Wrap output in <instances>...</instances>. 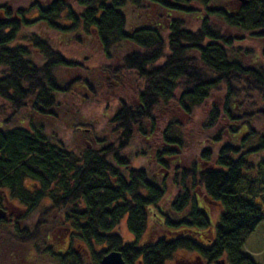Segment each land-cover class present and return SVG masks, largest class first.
I'll list each match as a JSON object with an SVG mask.
<instances>
[{"label":"trees","instance_id":"1","mask_svg":"<svg viewBox=\"0 0 264 264\" xmlns=\"http://www.w3.org/2000/svg\"><path fill=\"white\" fill-rule=\"evenodd\" d=\"M128 7L141 14L142 26L129 29ZM36 10L38 18L29 21L27 15ZM33 25L76 36L79 43L95 38L109 60L118 48L133 47L106 70L116 80L127 73L138 90L135 105L120 100L112 119L119 133L110 144L102 139L103 147L76 152L48 130L45 123L59 118V98L70 85L61 81L59 71L79 64L46 37L22 35ZM246 35L264 43V0H31L21 9L0 5V117L11 111L0 122V210L7 213L0 219V238L40 249L43 234L69 233L67 251L44 249L53 260L46 264H102L113 251L122 253L125 264H172L182 251L209 264H258L242 249L264 220V130L253 125L256 116H261L257 122L264 120V109L252 108L243 116L235 111L240 90L251 101L264 98V45L254 55L245 48ZM223 88L225 117L236 124L230 129L232 138L242 147L221 143L217 127L222 116L215 97ZM210 102L205 128L218 129L214 144L221 143L219 151L203 149L189 168L179 169L175 164H183L186 134L175 121L165 124L159 114L175 104L192 115ZM28 106L44 121L27 117L16 124L14 118ZM138 140L147 146L140 149ZM136 159L152 161L165 176L174 169L170 184L175 195L167 179L160 181L135 166ZM200 199L220 206L215 226ZM7 206L15 212H7ZM166 206L170 214H161ZM125 218L135 243L116 233ZM151 220L161 233L155 240L146 238L150 245L140 246Z\"/></svg>","mask_w":264,"mask_h":264},{"label":"rangeland","instance_id":"2","mask_svg":"<svg viewBox=\"0 0 264 264\" xmlns=\"http://www.w3.org/2000/svg\"><path fill=\"white\" fill-rule=\"evenodd\" d=\"M30 2L31 0H22L21 2L0 0V5L11 4L15 9H21L24 6H29ZM37 13L38 10L28 14L27 19L29 21L37 19ZM126 14L128 17L129 29L142 26L140 21L141 14L137 9L135 10L133 7H128L126 9ZM189 22L192 24L194 23L193 21ZM218 25L223 27L221 23H218ZM195 27L196 26H194V28ZM33 33H37L43 36V38L46 37L66 58L79 64L72 68H61V71H59L61 81L64 84L67 83L70 85L67 86V95L64 94L59 98V107L57 109V112L60 114L59 118L55 121L54 117L53 121L45 123L51 134L55 136L54 139L62 141V143L65 142L66 147L76 150V152L82 151L88 147L99 149L103 147L99 143L102 139L105 140L106 144L113 142V135L119 132L115 129L114 125H112V119L120 108V100L126 102V104L135 105L138 99V90L137 84H134L130 75L127 73L123 74L122 79L116 80L106 70L109 64H111V66L116 65L119 59H122L126 53L132 51L133 47L127 46L118 48L114 53L113 60H109L103 55L101 46L95 38H87L79 43L76 36L68 37L69 35L58 34L45 26L35 27V25H33L31 29H25L22 35L26 36ZM243 38L245 39V48H252L254 50V55L261 54V48L264 45L261 40L249 38L247 35ZM20 41L22 40L20 39ZM36 55L38 54L36 53ZM225 91L226 88H223L215 97L222 116V121L217 127L222 130L221 143L242 147V145L235 144L234 142L236 141L232 138L230 129L232 125L236 124H233V121H229L225 117ZM250 98L251 97L246 98L240 90V98L236 99V102L239 103V108L235 111L236 114L243 116V114L250 112L252 108H256L255 112L264 109V98L256 97L255 101H251ZM1 104L2 102L0 100V105ZM210 104L211 102L198 108L192 115H185L175 104L165 108L162 113L159 114L160 117L163 118L162 121H164L165 124L175 121L186 134V147L182 156L183 164H175L179 169H181V167L189 168L191 163L197 161L203 149H212L214 153H218L219 151L221 143L214 144V142H216L214 140L216 139L218 129L216 128L215 130L208 131L205 128L206 121L209 117ZM10 112V109H6L4 112L2 111V118L0 117V122H2V124ZM35 114L37 113L33 112L31 106H28L27 109L16 115L14 119L16 122L22 118L28 117L29 120V117H33L36 123L44 121L43 118ZM224 119L226 121H223ZM258 119H261V116H256L253 125L257 129L264 130V120L257 122ZM17 123L18 122H16V124ZM77 127L83 128L84 131L83 129L76 130ZM136 145L141 147L140 149L147 146L143 145V142L140 140L136 142ZM243 151H245V149ZM260 157L264 158V153H262ZM133 164L137 167L146 168L150 175H153L160 181L163 180V178H165V180L167 179L169 181V190L172 191L170 194L175 195L176 190L170 184L173 173L175 172L174 169H168L165 176L163 172L166 171L157 167L152 161L136 159ZM173 195L172 197H174ZM205 202L204 199H200V204L207 206L215 226V223L219 220L221 208L217 204ZM6 210L7 212L10 211L12 214L15 212L8 206ZM164 213L170 214L168 206L162 209L161 214ZM161 214L157 212V215L160 217ZM38 217V215L37 217L34 216L32 221L34 222ZM157 220L158 219H156V221ZM156 221L151 220L148 225L146 238L150 241L155 240L157 234L161 233V231L155 230ZM48 229L51 228L48 227ZM210 231H214V228L210 229ZM116 232L126 243H133L135 240L128 229L127 218L117 227ZM44 235L45 234L39 238L40 242L38 244L41 246L40 249H32L33 247H31V245L27 247L15 245L10 241L3 240L2 236V238H0L2 241L0 242V248L2 249L0 264H26L25 261H29L28 264H46L49 262V257H47V249L44 250L45 248L48 247L51 251L57 252L60 251V248H65L71 241V238L67 237V232L64 230L48 233V235L46 234L47 236ZM75 244L79 246L78 242H75ZM242 251L258 264H264V220L252 234ZM197 257L198 254L196 253L182 251V253L176 255L172 264H191L192 262L195 264H206V262H202L203 260L200 261Z\"/></svg>","mask_w":264,"mask_h":264},{"label":"water","instance_id":"3","mask_svg":"<svg viewBox=\"0 0 264 264\" xmlns=\"http://www.w3.org/2000/svg\"><path fill=\"white\" fill-rule=\"evenodd\" d=\"M244 3H247V0H241ZM6 217V212L0 210V219H4ZM102 264H125L123 255L121 252L113 251L102 259Z\"/></svg>","mask_w":264,"mask_h":264},{"label":"flooded vegetation","instance_id":"4","mask_svg":"<svg viewBox=\"0 0 264 264\" xmlns=\"http://www.w3.org/2000/svg\"><path fill=\"white\" fill-rule=\"evenodd\" d=\"M117 233V232H116ZM147 236V235H146ZM146 236H144L143 238H142V240L139 242V245L140 246H148V245H150V243L146 240ZM67 237H70L71 238V236H70V234L69 233H67ZM134 237V236H133ZM135 239V238H134ZM71 240V239H70ZM155 242V241H154ZM133 243H135V240H134V242ZM69 245L70 244H68L65 248H60V251L61 252H65V251H67L68 249H69ZM49 260H50V262L51 261H53L51 258H48ZM197 259H201L200 258V256H198L197 257ZM200 261H202V259L200 260ZM26 262V264H28L29 263V261H25ZM202 262H206V264H209L207 261H202ZM191 264H195L194 262H192ZM214 264H220V263H214Z\"/></svg>","mask_w":264,"mask_h":264},{"label":"bare ground","instance_id":"5","mask_svg":"<svg viewBox=\"0 0 264 264\" xmlns=\"http://www.w3.org/2000/svg\"><path fill=\"white\" fill-rule=\"evenodd\" d=\"M6 217H7V213H6ZM6 217H5V218H6Z\"/></svg>","mask_w":264,"mask_h":264}]
</instances>
